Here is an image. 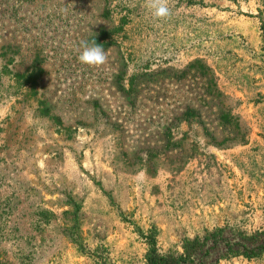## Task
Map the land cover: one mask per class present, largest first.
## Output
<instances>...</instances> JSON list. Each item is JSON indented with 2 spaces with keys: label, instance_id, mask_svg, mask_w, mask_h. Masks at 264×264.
<instances>
[{
  "label": "rangeland",
  "instance_id": "1",
  "mask_svg": "<svg viewBox=\"0 0 264 264\" xmlns=\"http://www.w3.org/2000/svg\"><path fill=\"white\" fill-rule=\"evenodd\" d=\"M169 7L0 0V264H139L149 231L165 253L264 227V0Z\"/></svg>",
  "mask_w": 264,
  "mask_h": 264
},
{
  "label": "trees",
  "instance_id": "2",
  "mask_svg": "<svg viewBox=\"0 0 264 264\" xmlns=\"http://www.w3.org/2000/svg\"><path fill=\"white\" fill-rule=\"evenodd\" d=\"M13 76L15 82L21 78L17 73H13ZM36 76L32 71L24 78H31L30 82L34 83ZM143 238L146 247L139 264H220L230 258L253 259L264 255V227L251 232L228 226L217 227L203 235L184 238L177 252L160 253L152 231L143 235ZM100 264L113 263L102 261Z\"/></svg>",
  "mask_w": 264,
  "mask_h": 264
},
{
  "label": "clouds",
  "instance_id": "3",
  "mask_svg": "<svg viewBox=\"0 0 264 264\" xmlns=\"http://www.w3.org/2000/svg\"><path fill=\"white\" fill-rule=\"evenodd\" d=\"M145 7L157 20H166L171 16L169 0H145ZM107 53L103 46L96 43V40L81 41L79 45L78 60L90 67H99L107 62Z\"/></svg>",
  "mask_w": 264,
  "mask_h": 264
}]
</instances>
